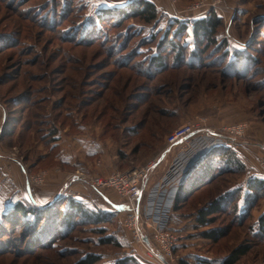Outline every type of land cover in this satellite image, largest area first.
Wrapping results in <instances>:
<instances>
[{
	"label": "rangeland",
	"instance_id": "374dc122",
	"mask_svg": "<svg viewBox=\"0 0 264 264\" xmlns=\"http://www.w3.org/2000/svg\"><path fill=\"white\" fill-rule=\"evenodd\" d=\"M150 1L158 9L150 24L119 16L91 17L93 21L82 24L99 9L122 6L127 12L130 1L0 0V128L8 120L0 134V215L12 198L19 197L22 185L28 188L27 176L40 172L47 173L36 186L43 188L51 174L109 175L149 166L141 179L143 195V180L165 152L168 135L188 120L204 118L215 127L245 121L251 137L252 121L264 127V0ZM193 2L204 6L187 10ZM212 13L222 21L213 43L205 37L194 40L190 27L179 38L167 34L168 17L186 22ZM181 14L189 19L176 16ZM171 40L178 47L170 48ZM233 50L249 59L246 68L237 70L227 62V54L237 56ZM12 164L21 168L17 170L25 179L17 186L8 176ZM164 164L160 160L157 173ZM260 169L264 176L262 165ZM222 171L227 170L217 172ZM244 178L225 172L184 202L175 203V194L169 195L174 206L165 213L170 218L163 227L178 237L173 264H222L228 250L240 243L248 244L249 250L235 264H264L259 226L264 195L241 224L226 213L215 216L211 227L227 233L217 242L203 236L209 227L195 225V209L206 195L241 185ZM79 184L87 188L83 195L96 212L92 221L74 218V230H57L53 241L42 240L44 245L52 243L49 247L19 258L14 245L16 251L29 253L34 247L25 239L12 241L17 233L0 230L11 236L10 241H0V251L12 246L8 258L14 264H76L87 254L100 258L95 264H144L149 252L123 227L126 212L110 205L124 199L112 190H93L77 181L67 191ZM242 206L244 217V200ZM97 218L103 220L97 223ZM142 231L149 241L144 222Z\"/></svg>",
	"mask_w": 264,
	"mask_h": 264
},
{
	"label": "trees",
	"instance_id": "16d2710c",
	"mask_svg": "<svg viewBox=\"0 0 264 264\" xmlns=\"http://www.w3.org/2000/svg\"><path fill=\"white\" fill-rule=\"evenodd\" d=\"M126 7L128 8L127 12H124L125 7L122 6H113L111 9H99L94 12L93 16L89 15V19H83L84 22L82 24L93 21L94 18L91 17H95L96 20H98V16H100V18L110 16V20L116 19V16H119L120 20L125 18H137L149 24L157 19L158 9L150 0H130V3ZM168 20H170V27L167 34L172 33L174 38H179V35L186 32L190 27L193 33L192 38L194 40L199 37H205L204 39H209V44L215 42L213 41L215 40L214 36L218 34V30L222 25L221 19L213 13L209 17L194 19L192 21L186 20V22H181L178 19L171 17H168ZM83 26L85 28V25ZM174 45L178 47V43H175L172 40L168 42L170 48H173ZM176 49L177 48H175V50ZM233 52L235 55L237 54V56L229 57V54H227V62L235 65L237 70L246 68L249 64V59L241 52H237L236 50H233ZM180 53L181 52L178 53L177 57L180 56ZM183 57L187 59V56ZM154 61L156 63L160 62L158 58H155ZM5 121L6 125L8 120ZM15 121L12 123L13 127L17 125ZM13 130L9 134H5V137H9V135L11 136ZM219 170L227 171L218 173L217 171ZM197 171L200 172L196 174ZM191 172L193 173L190 176ZM216 172L218 173L217 175H215ZM225 172L245 175V178L241 185H234L230 188L217 190L214 194L209 193L206 195V200L199 203L200 205L195 209L194 214L195 225L199 228L209 227V229L203 231L202 234L213 240V242H217L227 234L225 228L211 227L215 220L214 217L218 214L226 213L231 217L233 223L241 224L246 219L250 210L257 205L256 203L259 196L264 195V176L256 173L249 174L237 150L231 144L215 143L210 146L204 154H202L194 168L190 170L189 174L178 182L175 194V203L187 201L202 189L210 186L214 180ZM255 193L257 196H255ZM79 200L73 198V196L63 194L53 203L35 204L30 199L19 194V197L12 198L9 201L8 207H6L0 215V230H10L12 234L17 233L18 236H12V241H21L25 239L27 243L32 245L34 250L30 251V253L19 248L18 251H16L15 249H17V247L15 245L13 247V252L18 258L22 256L29 257L30 255H33V253H38L43 250L44 247H49L52 243H46V245H44L42 240L46 241L49 239V241H53L52 238L57 230H74V218L83 217L82 219L84 220H93L91 216L96 214V212L88 207L90 201ZM243 200L248 210L245 212L244 217H241ZM110 205L115 207L118 204L111 203ZM60 206H62V208ZM173 206L174 203H172V207ZM102 220L103 219L101 218H97L95 221L100 223ZM259 226L261 229L260 234L264 237V212L259 217ZM3 236H6L7 238L4 239ZM10 238V235L0 234V241H10ZM8 247L9 249L0 251V264L15 263L12 258H8V254L12 252L8 250H12L10 249L12 246ZM248 250V244L240 243L234 246L228 250L222 264H235L247 253ZM99 260L100 258L97 255L87 254L79 259L76 264H95ZM180 264L190 263L186 260H180ZM196 264L205 263L199 260Z\"/></svg>",
	"mask_w": 264,
	"mask_h": 264
},
{
	"label": "built area",
	"instance_id": "2783aa9c",
	"mask_svg": "<svg viewBox=\"0 0 264 264\" xmlns=\"http://www.w3.org/2000/svg\"><path fill=\"white\" fill-rule=\"evenodd\" d=\"M202 6H204L203 3L193 2L187 7V10L197 11ZM205 121L204 118L199 117L194 118L193 120H188L168 135L166 145L169 149L176 150V159L171 163L167 170V179L169 176H175L176 172L181 167L180 157L178 156L185 155L186 152L191 150L194 143L210 140L216 144L228 143L233 146L235 140L246 137L249 130L246 122L223 125L215 130L205 127ZM200 129H205L206 133L199 134L192 139L184 140L186 135ZM10 159L13 160L11 157ZM261 165L264 167V159L261 161ZM7 167V169L10 170V167ZM148 168L149 166L135 167L123 172H113L107 176L78 172L79 180L77 182H82L88 188L93 190L99 191L112 189L116 191V193L124 199L123 203L117 205L118 207L123 208L126 212L122 220L123 227L130 230L135 242L144 245L150 255L155 257L161 264H173V252L177 246L176 240L178 237L166 230L163 227L162 222V217L166 216L165 213L168 208L172 207L173 202L166 201L164 198L158 199L156 206H159V208L155 213H152V210L145 205H140L142 195L141 179L148 172ZM46 174V172H40L34 175H29V177L27 176V187H36L43 184ZM165 180L166 179L163 177L155 190L160 197L164 195L168 188ZM143 222L150 230L148 232V244L144 241V238L147 235H144V232L142 231Z\"/></svg>",
	"mask_w": 264,
	"mask_h": 264
},
{
	"label": "crops",
	"instance_id": "0c3cea01",
	"mask_svg": "<svg viewBox=\"0 0 264 264\" xmlns=\"http://www.w3.org/2000/svg\"><path fill=\"white\" fill-rule=\"evenodd\" d=\"M101 1L102 0H91V2L95 3V4H97L98 2H101ZM115 1H116V3L123 2V0H115ZM176 16L177 17L180 16V18H186L187 17L189 19V17L187 15L181 14V15H176ZM2 114L3 113H1V116L3 117ZM243 122H245V121H241V120L225 121V122L220 123L218 126L215 127V126L208 124L207 121H205L204 126L209 128V129L217 130L223 125L234 124V123H243ZM3 126H5V124H3L2 127L0 128V134L2 133L1 130L3 129ZM249 126H250V133H251L252 137L246 136L244 138H240V139L235 140V142L233 143V147L237 150V152H238L240 158L242 159V161L244 162L249 174L256 173V174L261 175L262 171L260 169V167H261L260 161L264 159V127L262 124H260L256 121H252ZM0 151H1V147H0ZM164 151L165 152H163L161 154V156L156 160V162L152 165L151 169H149L150 175L148 173V176L145 177V179L143 180V184H142V186L144 188V193L140 199V205H145L147 208L152 210V213H155L157 211V209L159 208V206H156V202L158 201V199L164 198L166 201L173 202L172 201L173 199H170L169 195L172 192L174 194H176L177 184L182 178V176H180V175H183V178H184L187 174H189L190 170H188V169L193 164V161L189 160V158L186 155H179L178 157H180L179 159L181 162V167L178 169L175 176H169V178L167 179L166 178L167 170L170 167L171 163L176 159L175 158L176 150H171L167 147ZM160 160L165 161V164H164V168L161 170V172L157 173V170H158L157 166H158ZM30 166H32V164H30ZM17 168H19L21 170V168L18 165L15 166L12 164V168L8 172V176L10 177L9 180H13L14 184H16V186L18 185L17 181H21L20 178L21 179L23 178V180L25 181L23 174L19 173ZM21 172H22V170H21ZM62 172H65V171L62 170ZM97 173L102 174V175H107V174L100 173V172H97ZM163 177L166 179L165 181L168 185V188H167V191H165L164 195L160 197V195L158 193H156L155 190L157 189V185ZM63 180H65V178L62 175L51 174L47 180V183L43 186V188L42 187H28V188L25 187L26 189H24L23 185H22V188H20V195L25 196L27 199L34 198L37 203L44 204L53 196V194L59 188V186L61 185ZM176 180H177V182H176ZM77 186L78 185H75L74 189H71L68 192L69 195L76 197V198L83 200V201L89 200L87 196L83 195L84 191H86L87 188L82 187L80 185V186H78L79 188L76 190ZM146 189H147V191H146ZM36 190H38V191H36ZM109 190H112V189H109ZM112 191H114V190H112ZM114 192L116 193V191H114ZM45 194H48L47 197L44 196ZM36 196H38V199H40L41 201L37 200ZM83 197H86V198L84 199ZM115 203H117V202H115ZM124 216H125V213H124ZM124 216H123V218H124ZM152 216H155V215H152ZM157 218H159V217H157ZM169 218H170V215H168L167 217H162V222L165 224L168 223ZM147 256L149 257V259H153L154 261H156L157 264H161L155 257L150 255V253H147ZM149 259L144 260L146 264H155V263L151 262Z\"/></svg>",
	"mask_w": 264,
	"mask_h": 264
},
{
	"label": "water",
	"instance_id": "95a60500",
	"mask_svg": "<svg viewBox=\"0 0 264 264\" xmlns=\"http://www.w3.org/2000/svg\"><path fill=\"white\" fill-rule=\"evenodd\" d=\"M205 133H206L205 129L196 130V131H193L192 133L186 135L184 140L192 139L193 137H195V136H197L199 134H205ZM213 144H215V143L210 141V140H204V141H200L198 143L196 142V143L193 144V147L191 148V150L186 152L185 155L189 158V160L193 161V164L195 165V163L202 156V154H204L209 149V147L212 146ZM190 169L191 168H189L188 170H190ZM181 176L183 178V175H181ZM78 180H79V176H78L77 173L69 174L65 178V180L61 183V185L56 190V192L53 194V196L45 204L53 203L60 196H62L63 194L67 193L68 192L67 190H68L69 186H71L74 182H76ZM30 200L33 201L35 204H41V203H37L34 198H30ZM144 241L147 244L149 243V241H148V239L146 237L144 238Z\"/></svg>",
	"mask_w": 264,
	"mask_h": 264
}]
</instances>
